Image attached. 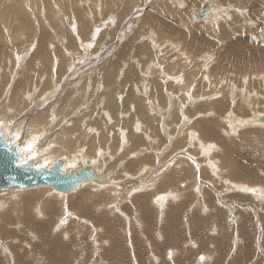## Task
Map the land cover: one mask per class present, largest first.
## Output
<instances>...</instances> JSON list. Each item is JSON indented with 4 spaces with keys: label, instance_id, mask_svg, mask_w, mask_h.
I'll return each mask as SVG.
<instances>
[{
    "label": "rangeland",
    "instance_id": "rangeland-1",
    "mask_svg": "<svg viewBox=\"0 0 264 264\" xmlns=\"http://www.w3.org/2000/svg\"><path fill=\"white\" fill-rule=\"evenodd\" d=\"M33 1L35 2L37 8L40 9L42 14L38 15L37 13H35L36 10L34 8H31L30 13L28 14L27 17H25V10L22 9L21 0H12V1L0 0V36L2 37L6 31L13 32L10 34V36L17 34L15 38L11 40L12 43H7V41H2L0 39V64L3 62L2 67L3 66L5 67L7 66L6 60L12 59L13 54H18V53L21 55L25 54L24 55L26 56L25 65L27 64L28 67H30V69H26L23 72V75L19 76L18 73H20L23 69L19 66L16 67V70H15L16 73H15L14 78L18 80V82L20 83V81L22 82L23 80L25 81L28 78H30V77L24 78L25 75H29L34 78L37 77L38 81H40L39 78L45 77L40 82H43V83L49 82V84L51 85V77L53 75V72L54 71L58 72L60 66L52 67V66L47 65L46 64L47 61L46 60L44 61V56H47V57L52 56L51 46H54L55 55H56L54 58L58 59L59 57L60 61L64 62L63 64L65 63L67 64V65L65 64L67 67H65V65H62V70H63L62 72L65 73L63 75H66V77L63 76L61 79V82L59 83L62 86L61 88L63 90L60 89V91H58V93L56 92L55 94L56 96L58 94L60 96H57L56 99L54 97L53 99L54 101H52L50 105L48 104L47 106L39 107V109L38 107L33 108L30 111V113H27V114L25 113L22 115L20 114L18 117L14 119V123L16 122L23 123L21 125H18L15 128H12L16 134L19 133V136L21 139L25 137L24 132L28 126H26L27 124L24 121H20V118L21 117H24L26 119L28 118L29 120L28 119L26 120V122H28V121H31L32 119L33 120L36 119L39 116H43L45 112L47 113L49 112L50 107L53 105V103L56 100H58V102H61L59 106L60 108L62 105H64V100H67L68 94L72 93L73 86L76 85L78 83V80L80 79H82L81 80L82 85H80V87L87 86L85 85L84 81L88 83L87 81H89V77L91 76L93 77L90 79L92 81L95 80L94 83H96L97 85L100 82L101 84L103 83L107 84L108 78H109V82L107 85L114 84L116 82L115 73L116 71L120 70L118 68H121V66L124 64V61L128 62L130 59L131 60L134 59L133 61L136 62L137 60L139 61L141 58H143V56H145L147 60L146 59H145L146 61L140 60L141 61L140 63H142L140 66L134 63L138 66V68L135 65L130 66L128 78H130L131 76L130 80L132 81H128L124 79L125 84L122 81L121 87H119V91L121 90L122 92L121 91L120 92L124 93V98L125 97L130 98L129 94H131L132 92L131 89L133 90L134 88L136 90L138 86L141 87L140 85L134 86L135 81L137 80L136 77L134 78L135 76L134 73L136 72L137 75L141 77V74L143 72H141L140 70L144 69L147 65L149 66L148 68L146 67L147 68L146 70L144 69L145 70L144 72L148 71L149 73H151L152 77L155 78L154 80H157L158 78H166L165 75L167 74L164 73V76H161L162 72L160 70L162 69L164 71H169L170 67H174L178 64V61L176 58L172 56L173 57L172 64L162 65L161 62L159 63L161 69H159L155 64L153 67L151 66V64H147L151 60L155 59V52L156 53L158 52V50L156 49L158 47L155 48L152 42H150L151 39L147 37L153 31L152 34L154 35V37H156L155 35H157V37L154 39H156L157 42H159L160 44H163L165 47L168 46L167 41L180 44L186 53H189V55L193 54L192 56L194 57V60L198 59L200 61L199 64L196 63L194 67L193 65H190L189 67L185 65V69L183 70L184 72H186V75L192 74L193 69H195V67L201 64V58L213 55L212 56L213 63L211 65V68L209 69L211 76H212V82H214L213 86H211V88H208L207 87L209 86L208 81L204 80V78H201L200 75L197 77L196 80L198 81V83L200 82L201 84L205 81L202 84L203 86L201 88L205 86L204 95L205 96L207 95V98L208 99L210 98L209 100L211 99L214 100L211 102L215 104L218 103L216 107L217 114L215 115V118L212 120L202 119L200 121H202L203 125L206 124L205 126L207 128L217 129L220 132H222L221 133L222 138L224 139H221V138L212 139L209 137L207 138L211 141L216 142L219 146H222L224 143H226L223 145L224 151L225 152L231 151L230 153L233 154L232 163L231 165H227L228 167L232 166L233 168H237L238 170L241 169L240 171L242 172L254 171L255 177H257L258 179H264V171H262V168H259L261 167L259 163H255L257 158L259 157L264 158V155H263L264 154V151H263L264 150V134L260 135V134L254 133L251 130H243L240 132V134L234 135L232 138L227 139L223 135L225 133H224V129H222L223 127H221L220 117H217L218 112L220 110L225 111L226 109H229V107L231 106V104L229 103L230 95L226 93V92H229V90L231 89L230 86L233 84V85H236L238 88H240L245 83L244 78H248L250 80V77H251V81H250L251 83L249 82L248 86L244 84L241 89L245 91L246 98L249 97L250 95L249 92L251 90L249 89H252V90L259 92V94L262 96L261 102L264 103V99H263L264 98V88L261 85L262 80H259V78L255 79L257 81L252 80L253 75L261 76V73L264 71V54H263L264 53V0H228V2L227 0H218L222 3L220 4L218 2V4L221 5L220 10H221L222 17L217 19L219 22L215 24H211V22H196V20L193 18L194 16L192 15V12H193L192 9L195 8L196 5H199L202 2V0H33ZM97 1H99L100 4L102 3L101 5H103L102 17L98 15L97 18L95 17V19L89 20L88 18L89 15L90 14L93 15L94 13H96ZM180 3H185V8H182L183 6L180 5ZM58 11H61L63 13L62 17L67 27L65 30L60 27L59 21L56 19V13ZM228 13H229V17L227 18ZM41 15H43L42 16L43 18L41 17ZM45 16L47 19L45 18ZM110 18L115 19V23L113 22V24L115 25H112V23L110 22L111 21ZM177 20L178 21L180 20V24L182 25H180ZM49 21L53 23H48ZM147 21H150L151 23ZM83 23L86 25V28L83 27L82 25ZM141 23L143 24L141 25ZM99 26H103L102 32H100L95 37H93L94 30L98 28ZM112 26L114 27L111 30ZM92 30L93 32L90 33ZM140 32H142L143 35ZM186 32L189 34V36ZM176 34L179 36H177ZM194 34L197 35L198 39L197 38L195 39ZM23 35L26 37L24 41L28 42L32 46L30 50L29 49L27 51L24 50L25 53L24 51H22V47H21V44L23 41H18L17 39L18 36L22 38ZM5 36L6 38H8L7 35ZM207 36L210 38L208 39ZM195 41H197L198 46L197 44L195 45L196 43ZM214 41L217 43L215 44ZM191 43L195 46H193ZM213 43L214 45H212ZM219 43H220V46H219ZM165 47L163 49L164 51H166V54H164L165 55L164 57L167 56L166 59L168 58L170 59L171 55L169 51L166 50ZM194 48L195 50L197 48L196 52ZM41 50L45 51V54L43 56H39L41 55L40 53ZM107 50L108 51L110 50V51L108 52ZM225 50H227L228 53H226L227 51ZM144 52L146 53V55H144ZM224 57L226 58L225 60L223 59ZM32 58L33 59L37 58L38 62L36 65H34L33 62L31 63L30 59ZM159 59H161V56L159 57ZM163 60L165 61V59ZM10 65H11L10 67L12 68L13 63H11ZM254 65H257V66H254ZM258 66L260 68H258ZM139 67H142V68H139ZM256 67H257V70H256ZM220 68L221 69L223 68L222 71ZM258 70H259V73H257ZM260 70H262L261 73H260ZM2 71L4 72V70L2 69L0 74H2ZM182 74H183L182 72L179 73L178 77L182 76ZM262 74H263L262 76H264V72ZM78 75H81L84 78L83 77L81 78ZM60 76H61V73H58L56 75L58 79ZM71 77L72 79H70ZM100 78H101V81H100ZM218 78H223V80L218 79ZM224 78H227L229 80L227 81V79L225 80ZM225 81L227 83H225ZM237 81H239V83ZM254 81L258 85H255ZM173 82L174 81L170 80V84ZM221 83H222V86L224 85L225 86L222 87ZM16 86L17 84L16 85L14 84L12 87V90L15 93H17L20 90H23L22 88H20L21 85H18V87ZM261 88H263V90ZM196 90L198 89L196 88ZM0 91H1V87H0ZM100 91L101 90H99V92ZM161 91L162 90L159 89V93L163 97H167V96H174L173 91H175V89L169 91V89L166 87L165 92H161ZM221 91H223V93ZM192 93H191V96H194V97L203 96L202 92H200L201 94H198L197 92L193 93L194 95ZM95 98L96 96H92L91 100L88 101V105L84 106L85 108L82 107L83 109L81 108L82 113H85L86 111H91L92 113H94V111H92L93 110L92 107L95 106L93 105L95 104V101L93 103L92 101ZM207 98H204L206 101H204L203 103L205 104H203L201 101V107L199 108L200 110L208 108L207 103H206L208 101ZM225 98H227L226 101H225ZM238 98H239L238 100H240L242 97L239 96L238 94ZM250 98H251L250 101H252V98H253V101L255 102L256 99L254 98L256 97H254L253 95H250ZM200 99L202 98H199V100ZM85 100H89V98L86 97ZM85 100H82V99L78 100L79 102L75 107L82 105ZM155 102H153L152 99L150 98L149 103H151V105L152 103H155ZM171 102L173 106L175 104L182 103L181 98H177L176 100V97L173 98ZM233 105H234L233 109L240 111L241 115H244V116L250 114V112H248L247 110L250 108L249 106L251 107L253 106V104H250V105L245 104V107H244L243 106L244 104H242V101L241 103L239 102ZM237 105L239 107L242 106V108L240 107L241 110ZM198 106H200V104ZM261 106H264V105L262 104ZM76 109H78L79 111V107ZM169 109L170 108H168V110ZM38 111H41L43 114ZM39 113L42 115H40ZM207 113H210L208 115L211 116L212 111H207ZM131 114L132 113H129V116H131ZM208 115L207 117H209ZM157 116L161 117V114ZM92 117H93V120H96L98 118V116L95 117L94 114ZM57 118H60V116H58ZM68 118H69L68 120L73 121V120H76L78 116L76 115L74 117L70 115ZM105 119H106L105 116L102 117L103 123L104 122L107 123V120L105 121ZM171 121H172L171 119L162 120L163 125L160 121L159 122L160 130L157 127H155L157 134L162 137L161 142L164 144L162 148L163 149L165 148L166 151L161 152V153L152 152L151 155L147 156V157H150L149 158L150 160L148 162L150 163L149 165L151 167L148 165L147 170L143 172L140 177L138 176L139 178L138 177L134 178L133 176L127 177V174L123 175L124 173L122 171H121L122 173L119 171V173L115 174L114 171L118 172V170H121L122 168L119 166V164L121 165V163L119 162L115 165V160L117 158L112 155L113 154L112 152L107 153L104 157L98 158L97 163H90L89 161H84L83 159H80L78 161L79 167L77 166L72 167V166L65 165L67 170L76 169V168H77L76 170H79L86 166L92 167L93 169L96 166H101L102 168L100 169V171H113L114 170L113 172L115 176L118 174L117 177H119L121 180V181H117V183L113 181L114 185L117 186L120 183L122 184L123 189H124V192L121 193L120 195L116 193L115 188L99 191L98 189L93 188L92 186H86V187L84 186L83 190L85 191L87 190L86 194H84V197L82 196L83 194L81 195L78 194L80 193V190L82 189L81 188L77 192L72 193L69 196L59 198V199H54L53 197L51 198L47 196L48 194H46L47 196L46 198V196H44V193L42 194L39 193L40 195L36 196L38 195V192L37 194L35 193V196H33L34 195L33 194L31 197L27 199L20 198L19 197L20 194L19 193L17 194L16 192L15 194L14 193L11 194L13 196L10 195V196H4V197L3 195L5 194L2 193L3 195L0 196V222L4 223L6 227H4V225H1L0 223V229H1L0 231L4 230L6 233L4 231H2L3 235L2 233H0V249H1L0 259L4 260V264H21V263L22 264H42V263L43 264H73L74 263L75 264V261H76V264H144V263L148 264L149 262L150 264H217V263L220 264L221 262H223L221 264H237L235 260H237V262L239 261L238 264H252V263L253 264H264L263 263L264 262V232H263L264 231V204L263 203L261 204L260 202L256 203L257 201L255 202L256 206H258V208L260 207V214L253 213V210L250 213L248 211L247 212L244 211V207L252 208V205L249 204L250 201H245L246 203L244 202L245 199L249 197L251 198V195L250 196L249 195L240 196L241 194L239 193L234 194V192L230 191L229 188H226L223 185L224 181L222 179L214 180V178L216 179H220V178L214 177V176L212 177L211 176L212 172H210L208 167L200 166L201 164L200 162L203 160L202 155H204V153L191 151L192 149L189 148L187 145L189 144V140L185 141V139L180 138L179 140L180 142L176 146V150L173 152H170L171 151V149L169 148L170 143L168 144V142L169 140H171L172 136H170V138L166 140V137H167L166 133L171 132L172 134H176L177 131H179L180 128L183 126L182 124H180V126L177 129L178 125H176V123L174 124L171 123ZM65 123H68V122H65ZM170 123L172 126L170 125ZM167 125L169 127H167ZM208 125H210L211 127ZM120 126H124V125L120 124ZM128 127H130V124H128ZM54 129L60 132L58 129L56 128ZM47 136L51 137L52 135L50 133V134H47ZM47 136L46 134H44V136L42 137H44L45 139L47 138ZM157 139H159L158 136H157ZM13 140H15L17 146H20L19 139H17V136H15ZM30 142H32V138L26 141V145ZM103 142L104 141H102V143ZM141 144H142V141L140 140L139 145ZM35 146H37V143H34L32 150L28 151V157L31 156L30 155L31 152H34ZM189 150L191 151V153H189L190 152ZM165 158L167 159V161H165ZM175 159L178 160L177 162H181V160L185 162L188 160L193 167H195V160L196 162L200 163L198 165L200 170L197 169L198 173L197 172L192 173L194 177L193 180L190 182L189 180L184 181L185 183L187 181L186 188H188V190L183 189L185 193L181 191L180 184L181 183L184 184V182H182L180 179L178 181H180L181 183L178 181H177L178 183H176V181H173V179L169 182L167 180L168 177L170 178L171 176L177 174V172H182L183 170L181 169L186 168V167H181V168L179 167L181 171H178V169H176L175 167H172L167 171V166L171 164V162H173ZM30 160L35 161L34 158H31ZM251 160L252 162H250ZM261 160L263 159L261 158ZM166 163L168 164L166 165ZM23 164L24 163H22V165ZM40 165L41 167L47 168V166L50 167L52 165V162L50 163L40 162ZM234 165L236 166L234 167ZM115 166H117L118 168H115ZM159 169L161 172L159 171ZM163 170L164 171L166 170V172L162 173ZM185 170H189V169H185ZM120 175H122L123 178ZM248 179H251V178H248ZM258 179L256 180L257 182L259 181ZM154 180H156L157 182L156 189H158V192L162 190H163L162 192H164L165 190L168 191L169 189L170 190L175 189V190L180 191V194H181L177 200L178 202L170 201L169 206L165 211L171 212L172 214L167 215L163 219L165 220V222L161 225L159 224L161 220L159 221L158 211L154 206L155 200L152 201L155 193H153V191H143L140 193L138 192V194L136 193L137 195L135 194L130 197L129 191H127V190L132 189L131 187H135L140 184L147 183V182H152ZM45 189L52 193L53 189H50L48 187H45ZM199 190H200V193L198 192ZM226 191L228 192L226 193ZM155 192H157V190ZM105 193L110 195L109 199H107V201H101L99 197L101 198L102 195ZM220 196L222 197L221 199L223 202H225L224 199H226L225 203L227 206H230V204H232L233 201L234 202L237 201V202H240V204H242V209L247 216H242L241 213L239 212L241 221H236V222L232 221L234 224L238 222L236 226L233 223L231 224L229 220L227 221V217H230V215L226 216L228 214L227 210L222 207L220 208ZM18 197L20 198L18 200V202H20V205L19 204L15 205L16 201L12 199L14 198L16 199ZM128 200H129V204L127 203ZM206 201H207V204H206ZM22 202H24V204ZM30 202L31 204L29 205ZM152 202H153V205H152ZM244 203L245 205H243ZM38 204L40 206L39 207L40 210L42 209L41 211L39 210V215H42L43 213V216L41 218H38L40 216H37L38 214L36 212V207ZM94 204H95V207H94ZM57 206L58 207L60 206L59 209H57ZM175 206L178 208L177 210ZM206 206L209 210L205 208ZM196 207H199V208H196ZM207 210L210 212L208 213L209 215L204 213V211L207 212ZM17 211L19 213H17ZM239 213L237 214V211H236V214L238 216H239ZM201 214L203 217H201ZM35 215L38 218V220L35 217ZM219 216L222 217L221 221H219L220 220ZM143 217L145 218L143 219ZM55 218H57V220L58 219L60 220H58L57 222L55 221L56 220ZM46 219H49V220H46ZM259 220H260L261 226H259V229L257 230L255 226V223H256L255 221L258 222ZM110 221H112L113 224L110 223ZM65 222H67V224ZM71 222L73 224H71ZM109 223L111 225H109ZM217 223L218 225H220V226H217V228L221 232L219 230H216V227H213V226H216ZM60 224L62 225L60 226ZM229 224H230V227H229ZM242 224H245L247 226L246 232H248V234L246 235L245 238L243 237L242 235L243 233L241 232ZM54 225L58 226L59 230L58 229L56 230V226L54 227ZM50 226L52 228L53 227L55 228V229L53 228L52 230L53 231V233H51L52 236L49 233V232H52L50 231V229H52L50 228ZM74 226L75 228L77 226L79 227V228L78 227L76 228L77 232L75 231ZM198 227L200 228L198 229ZM221 227H223V230L221 229ZM83 228L85 229V231H83L84 230ZM95 228L98 229V231H100L101 229L103 231L98 232L96 230V232L98 233L97 234L95 232ZM63 229L66 232H63ZM78 229L80 230L83 229V230L78 232ZM92 229H94V231ZM211 229L212 231L214 229L216 230V232L218 231L217 232L218 234L220 232L221 233L220 236L218 234L215 235L216 234L215 232L214 233L212 231L210 232ZM67 230L69 231V233ZM60 231L61 233H59ZM33 232L35 235L33 234ZM62 233L63 234L66 233V234L62 235L63 237L60 238ZM2 236H3V239H2ZM158 236H161L160 238L161 240L158 238ZM237 237L238 238L241 237L244 244L240 245L238 243L239 249L235 247L233 251L231 245L234 239L237 240ZM55 238L57 242H54ZM77 238L79 241L76 240ZM72 239L76 240V243H74V240ZM12 240L14 243L12 242ZM46 240L48 241L47 243L45 242ZM49 240H51L53 244L55 245L51 246L52 244H50L51 242ZM67 241H71V242H67ZM216 241H219V243L223 241V243L221 244H223L224 247L219 246L216 243ZM1 242L2 243L4 242L3 244L8 243L9 247L6 246L7 244L2 245ZM26 242H27V245L29 244L28 246H26ZM99 242H102L104 244L99 243ZM190 242L191 244H187ZM66 243L68 244L66 245ZM194 243L197 244V246L193 248L192 246H194ZM43 244L47 247V249H48V245H50L49 247L52 249H49L47 252V250H45L46 247L43 246ZM100 244L102 245L100 246ZM53 247H55V249ZM19 249L20 251H18ZM171 249H174V251H176L177 253L176 256L172 257L174 259V262H171V261L168 262L167 260L168 259L167 255H170L169 251H172ZM42 250H44L45 252ZM161 250L163 251L162 254H161ZM262 251L263 253H261ZM6 252L11 253L10 254L11 258L9 254ZM150 252H151V255L153 252V254L155 253L154 255L158 254L157 255L158 257H161L162 255L164 256L159 258L161 261L159 260V262H154L152 256L150 255ZM141 255H146V256L142 257ZM204 255L208 256L210 262L208 261L207 263L206 260H204L205 259ZM39 256H41L42 258ZM61 257L66 258V260H61L60 259ZM220 258H222L221 261H220ZM41 259H43V261H45L46 259L47 260L43 262ZM177 259H178V263L176 261Z\"/></svg>",
    "mask_w": 264,
    "mask_h": 264
},
{
    "label": "bare ground",
    "instance_id": "bare-ground-1",
    "mask_svg": "<svg viewBox=\"0 0 264 264\" xmlns=\"http://www.w3.org/2000/svg\"><path fill=\"white\" fill-rule=\"evenodd\" d=\"M12 1V0H10ZM195 2V1H194ZM218 2L220 4H222L220 1L218 0H202V2L199 4V5H196L195 8H193V12H192V15L194 16L193 18L196 20V22H211V24H215L217 22H219L217 19H219L220 17H222V14H221V10H220V4H218ZM228 2V0H227ZM186 3V2H185ZM185 3H180V5H182L183 7L182 8H185ZM21 4H22V9L25 10V17L28 16V14L30 13V10L31 8H34L36 10L35 13H37L38 15L42 14V12L40 11V9L37 8L35 2L33 0H21ZM102 4V3H101ZM99 1H97V4H96V13H94L93 15L90 14L89 15V20L91 19H95V17L97 18L98 15H100V17H102V12H103V5H101ZM204 4H207L209 9H210V12L212 14V17L210 19H203V20H200L198 18H196V16L194 15V11L197 9L198 11L201 12L202 10V7L204 6ZM177 6V5H176ZM137 7V6H136ZM163 8V7H162ZM191 10V11H192ZM160 11V10H159ZM36 14V16H37ZM63 13L61 11H58L56 13V19L59 21V25L61 28H63L64 30L67 28L66 25H65V22H64V19L62 17ZM43 15H41L42 17ZM92 16V17H91ZM163 16V15H162ZM184 16V15H183ZM99 17V18H100ZM229 17V13H228V16L227 18ZM39 18V17H38ZM43 18V17H42ZM46 18V16H45ZM116 18V16H115ZM47 19V18H46ZM110 22L112 23V25H115L113 24V22L115 23V19L114 18H110ZM150 20V19H149ZM216 20V21H215ZM178 21V20H177ZM44 22V21H43ZM46 22V21H45ZM144 22V21H143ZM147 22H150V21H147ZM153 22V21H152ZM161 22V21H160ZM182 22V21H181ZM184 22V21H183ZM48 23H53V22H48ZM151 23V22H150ZM162 23V22H161ZM160 23V24H161ZM178 23L180 24V20L178 21ZM94 24V23H93ZM140 24V23H139ZM143 23H141L142 25ZM155 24V23H154ZM158 24V23H157ZM164 24V23H163ZM168 24V23H166ZM165 24V25H166ZM175 24V23H174ZM178 24V25H179ZM252 24V23H251ZM83 27L86 28V25L83 23L82 24ZM182 25V24H180ZM54 26V25H53ZM158 26V25H157ZM59 27V28H60ZM65 27V28H64ZM109 27V26H108ZM114 26H112L111 30L113 29ZM159 27V26H158ZM183 27V26H182ZM91 28V27H90ZM102 28L103 26H99L98 28H96L94 30V34H93V37H95L97 34H99L100 32H102ZM156 28V27H155ZM178 28V27H177ZM175 29V28H174ZM151 30V29H150ZM157 30V29H156ZM168 30V29H167ZM172 30V29H171ZM170 30V31H171ZM188 30V29H186ZM143 31V30H142ZM93 30L90 32L92 33ZM115 32V31H113ZM144 32V31H143ZM190 32V30H189ZM13 33L11 31H6L4 33V35L1 37L0 36V39L2 41H7V43H12L11 40H13V38H15V36L17 34H14L13 36H10V34ZM142 33V32H140ZM146 33V32H145ZM153 33V31H152ZM149 34L147 37H149L151 39L150 42H152V44L158 48H156L158 50V52L156 53L155 52V59L151 60L150 62H148L147 64H151V66L153 67L154 64L159 68H160V62L162 65H169V64H172L173 62V57L177 59L178 61V64L174 67H170L169 71H164V70H160L162 72V75L161 76H164V73H166L167 75H165L166 78H158L157 80H154L155 78L152 77V74L149 73L148 71L144 72L149 65H145L146 67L142 70H140L141 72H143L141 74V77H139L137 75V73L135 72V76L134 78L136 77L137 80L135 81V85L134 86H137V85H140L141 87H137V89L135 90L133 88V90L131 89V94H129L130 98L129 97H125L124 98V93H121L119 91V87H121V83L123 81V83L125 84L124 82V79L125 80H128V81H132L130 80L131 79V76L130 78H128V73H129V69H130V66L131 65H135L137 68L138 66L137 65H141L142 63H140L141 61L140 60H145L146 57L143 56V58H141L139 61L137 60L136 62L133 61V60H129L128 62H125L124 61V64L121 66V68H118L120 69L119 71H116L115 73V78H116V82L114 84H110V85H107L108 82H109V78L107 79V84H101V82L97 85L96 83H94L95 80H91L90 78H92L93 76L89 77V81H87L88 83H86L84 80V83L85 85L87 86H84V87H80V85H82L81 83V80L79 77H83L81 75H78L77 77L80 79L78 80V83L76 85L73 86V91L71 94H68V97H67V100H64V105H62L60 108V103L61 102H58V100H56L53 105L50 107L49 109V112H45V114L43 116H39L37 117L36 119H32L31 121H28L26 122V118L24 117H21L20 118V121H24L28 126L26 129H25V132H24V138H20L19 139V145L20 147L24 148L26 145V141L29 140L30 138L32 137H39L38 140L35 141V143H37V146H35L34 148V152H31V156L34 158V160L36 162H45V163H50L52 162V165L54 163H56L58 160H63L65 162V165H68V166H72V167H79V160L80 159H83L84 161H89L90 163H97V159L100 158V157H104L107 153L109 152H112L113 156L116 157L115 159V165L119 162L121 163V165L119 164V166L122 168H120L121 170H118L117 171H114L115 174L116 173H119V171L123 172L125 174H127V177L128 176H133L134 178L136 177H140L141 174L143 172H145L147 170V166L150 164L148 161L150 160L149 158L150 157H147L149 155H151L152 152H158V153H161V152H164L166 151V149L164 150L162 147H163V143L161 142L162 141V137L160 135L157 134V131L155 129V127H157L159 130H160V126H159V122L161 121L162 123V120H169L171 119V123H176L177 126V129L178 127L180 126V124H182L183 128L181 127L179 131H177L176 134H172L171 132L170 133H166L167 134V137H166V140H168L171 137V140H169L168 144L172 143L171 145L169 144V148L171 149L170 152H173L176 150V146L178 145V143L180 142V138L181 139H185V141L189 140V144L188 147L191 148L193 152H203L204 155L203 156V160L198 163L196 162L195 160V167H193L191 165V163L187 160V161H182L181 162H177L178 160L175 159L173 162H171V164H169L167 166V171L172 168V167H175L176 169H178V171H181L183 170L182 172H177V174L171 176L170 178L168 176L167 180L168 182L171 181L173 179V181H176V183L180 182L178 181L179 179L184 182L185 180H189L192 181L193 180V172L194 173H198V170H200L199 168V164L200 166H205V167H208V169L210 170V172H212L211 176L213 177H218L220 179H216L214 178V180H223V185L226 187V188H229L230 191L234 192V194H241L240 196L242 195H251V198H247L244 200L245 201H250L249 204L252 205V208H249V207H244V211H248L249 213L253 210V213H256V214H260V207L258 208V206H256V203L260 202L261 204L263 203L264 204V179H258L257 177H255V172L252 171V172H242L240 170H238L237 168H233L232 166L228 167L227 165H231L232 163V159H233V154L230 153L231 151H227L225 152L224 149H223V145L226 144V143H221L223 144L222 146H219L216 142L214 141H211L209 140L207 137L209 138H212V139H216V138H221V139H224L222 138V132H220L219 130L217 129H210V128H207L205 125L202 124V119H214L215 118V115L217 114L216 113V107H217V104L211 102V101H214L213 99L209 100L207 98V95L205 96L204 95V87L201 88L203 85V82L202 84L196 80L197 77L200 75L201 78H204V80H207L208 81V84L209 86H207L208 88H211V86H213V83L212 82V76H211V73H210V68H211V65L213 63V58L212 56H208V57H203L201 58V64L198 65L197 67H195V69H193V72L192 74H187L186 75V72H184L183 69H185V65H187L188 67L190 65H193V67L195 66V64H199V60L198 59H195L194 60V57L192 55H189V53H186L183 49V47L180 45V44H177V43H173L171 41H167L168 43V46H164L163 44H160L159 42H157L156 38L157 35H155L156 37H154L153 34ZM164 33V32H163ZM166 33V32H165ZM187 33V32H186ZM3 34V33H2ZM138 34V33H137ZM179 34V33H178ZM188 34V33H187ZM193 34V33H192ZM8 38H6V36ZM143 35V33H142ZM167 35V34H166ZM177 35V34H176ZM183 35V34H182ZM164 36V35H163ZM169 36V35H168ZM179 36V35H177ZM189 36V34H188ZM195 36V39L197 38V35L194 34ZM209 36V35H208ZM207 36V37H208ZM140 37V35H139ZM144 37V36H143ZM205 37V36H204ZM202 37V38H204ZM21 37L18 36V41H23L22 44H21V47H22V51H27L28 49L30 50V48H32L31 44H29L28 42L24 41V39L26 38L24 35L23 37L20 39ZM146 38V36H145ZM201 38V37H200ZM210 37H208L209 39ZM101 39V38H100ZM99 39V40H100ZM144 39V38H143ZM186 39V38H185ZM198 39V38H197ZM207 39V38H206ZM244 40V39H243ZM200 41V39H199ZM211 41V40H210ZM164 42V41H163ZM191 42V41H190ZM195 45L197 44V41H195ZM208 42V41H207ZM212 42V41H211ZM215 42V41H214ZM220 42V41H219ZM166 43V45H167ZM217 42H215L216 44ZM54 44V43H53ZM192 44V43H191ZM205 44V43H204ZM208 44V43H207ZM142 45V44H141ZM151 45V44H150ZM193 45V44H192ZM193 45V46H195ZM201 45V43H200ZM199 45V46H200ZM209 45V44H208ZM214 45V43L212 44ZM211 45V47H212ZM198 46V44H197ZM207 46V45H206ZM205 46V47H206ZM219 46H220V43H219ZM153 47V46H152ZM164 47L166 48L167 51H169L170 55H171V58L169 59H166V57H164L166 54V51H164ZM192 47V46H191ZM215 47V46H214ZM132 48V47H131ZM219 48V47H218ZM146 49V48H145ZM206 49V48H205ZM195 50V48H194ZM197 50V48H196ZM195 50V52H196ZM258 50V49H256ZM24 51V53H25ZM51 51H52V56H44V61L46 60L47 61V65L49 66H52V67H56V66H60L59 67V71H54L53 72V75L51 77V85L49 84V82H46V83H43V82H40L42 81L45 77H42V78H39L40 81H38L37 77L34 78L32 76H29V75H25L24 78L26 77H30L28 78L27 80H23L22 82L20 81V83L18 82V80H16L14 78L15 76V70H16V67H21L22 71L19 74V76H22L23 75V72L26 70V69H30V67H28V65L26 64L25 65V58L26 56L24 55H21V54H13V57L12 59H8L6 60V64L7 66H3L2 67V64L3 62L0 64V72L1 70L3 69L4 72L2 71V74H0V87H1V91H0V129H2L3 133H4V136L6 137V139H8L10 141L11 144L13 145H16V142L15 140H13V138L15 136H17V134L13 131L12 128H15L17 127L18 125H21L23 123H14V119L16 117H18L20 114H27V113H30V111L33 109V108H37L39 109V107H42V106H47L48 104L50 105L52 103V101H54V97L56 99L57 96H60L59 94L56 96V92L58 93V91H60V89H62L61 85L59 82H61V79L62 77H66V75H63L65 73H63L62 71V65H65L63 64L64 62H61L59 57L58 59L54 58L56 55H55V47L54 46H51ZM108 51V50H107ZM110 51V50H109ZM108 51V52H109ZM144 51V50H143ZM202 51V49H201ZM204 51V49H203ZM227 51V50H225ZM261 51V50H260ZM149 52V51H148ZM154 52V51H153ZM194 52V51H193ZM262 52V51H261ZM259 52V53H261ZM27 53V52H26ZM41 55L39 56H43L45 54V51L44 50H41L40 51ZM107 53V52H106ZM125 53V52H124ZM199 53V52H198ZM197 53V54H198ZM228 53V51L226 52ZM241 53V52H240ZM239 53V54H240ZM255 53V52H254ZM127 54V53H126ZM163 54V55H162ZM195 54V53H194ZM205 54V53H204ZM238 54V55H239ZM249 54V53H248ZM247 54V55H248ZM256 54V53H255ZM264 54V53H263ZM143 55V54H142ZM141 55V56H142ZM144 55H146V53L144 52ZM151 55V54H150ZM203 55V54H202ZM245 55V54H243ZM259 55V54H258ZM153 56V55H152ZM161 56V59H159V57ZM173 56V57H172ZM237 56V55H236ZM125 57V56H124ZM127 57V55H126ZM148 57V56H147ZM154 57V56H153ZM170 57V56H168ZM121 58V57H120ZM119 58V59H120ZM149 58V57H148ZM216 58V57H215ZM259 58V57H258ZM165 59V61L163 60ZM224 60L226 59L225 57L223 58ZM260 59V58H259ZM147 60V59H146ZM145 60V61H146ZM31 63L33 62L34 65L37 64L38 60L37 58L36 59H30ZM227 61V60H226ZM118 62V61H117ZM116 62V63H117ZM211 62V63H210ZM256 62V61H255ZM11 63H13L12 65V68L10 67ZM120 63V62H119ZM118 63V64H119ZM136 63V64H134ZM257 63V62H256ZM259 63V62H258ZM67 65V64H66ZM65 65V67H67ZM244 65V64H243ZM115 66V65H114ZM118 66V65H116ZM254 66H257V65H254ZM260 66V65H259ZM258 66V68H260ZM262 66V65H261ZM253 67V66H252ZM139 68H142V67H139ZM231 68V67H230ZM254 68V67H253ZM262 68V67H261ZM69 69V67H68ZM134 69V68H133ZM221 69V68H220ZM223 69V68H222ZM221 69V71H222ZM255 69V68H254ZM248 70V69H247ZM256 70H257V67H256ZM67 71V70H66ZM262 70H260V73H261ZM65 72V71H64ZM68 72V71H67ZM133 72V70H132ZM183 73L182 76H179L178 77V74L179 73ZM264 72V71H263ZM262 72V73H263ZM58 73H61V76L59 77H56V75ZM100 73V72H99ZM259 73V70L258 72ZM261 73V76H258V75H253V79L252 80H255V79H258L259 80H262L261 81V85L262 87L264 88V76H262L263 74ZM101 74V73H100ZM223 74V73H222ZM91 75V74H90ZM131 75V74H130ZM219 75V74H218ZM88 76V75H87ZM217 76V75H216ZM223 76V75H222ZM96 77V76H95ZM100 77V76H98ZM221 77V76H220ZM84 78V77H83ZM215 78V77H214ZM72 79V77L70 78ZM97 79V78H96ZM104 79V78H103ZM161 79V80H160ZM218 79H221L223 80V78H218ZM225 80L227 78H224ZM245 79V83L247 86H248V83L251 81V77H250V80L248 78H244ZM88 80V79H87ZM134 80V79H133ZM153 80V81H152ZM170 80L174 81L173 83L170 84ZM215 80V79H214ZM213 80V81H214ZM229 79H227L228 81ZM240 80V79H239ZM100 81H101V78H100ZM152 81V82H151ZM167 81V82H165ZM200 81V79H199ZM236 81V80H235ZM257 81V80H255ZM254 81V82H255ZM103 82V81H102ZM202 82V81H201ZM221 82V81H220ZM239 83V81H237ZM224 83V82H223ZM225 83H227L225 81ZM231 83V82H230ZM251 83V82H250ZM16 85V87H18V85H21L20 88H22L23 90H20L18 91L17 93H15L13 90H12V87L13 85ZM133 84V83H132ZM170 84V85H168ZM243 84V85H244ZM255 85H258L256 84V82L254 83ZM151 85V86H150ZM220 85V84H219ZM243 85L238 88L236 85H231V89L229 90V92H226L230 95V104H231V108L229 107V109H224L225 111H219L218 112V116L217 117H220V123H221V127H223L222 129H224V133L223 134L227 139H230L232 138L234 135H237V134H240L241 131L243 130H251L253 131L254 133L256 134H260V135H263L264 134V106H261L262 104L264 105V103L261 102V95L259 94L258 91H255V90H252V89H249L251 90L249 92L250 95H253L255 102L253 101V98H252V101L251 98H250V95L249 97L246 98V94H245V91L244 90H241ZM25 86V87H24ZM221 86H222V83H221ZM225 86V85H224ZM222 86V87H224ZM228 86V85H227ZM226 86V87H227ZM254 86V85H253ZM24 87V88H23ZM166 87L170 90H173L175 89V91H173V95L174 96H167V97H163L160 93H159V89L162 90L161 92H165L166 91ZM221 87V88H222ZM80 88V89H79ZM112 88V89H111ZM196 88L198 90H196ZM207 88V89H208ZM215 88V87H213ZM253 88V87H252ZM263 88H261L263 90ZM63 90V89H62ZM99 90H101L99 92ZM123 90V89H122ZM196 90V91H195ZM203 90V91H202ZM211 90V89H210ZM221 90V89H220ZM246 90V89H245ZM13 91V92H12ZM17 91V90H15ZM66 91V90H64ZM97 91V93H96ZM219 91V90H218ZM85 92V93H84ZM150 92V93H149ZM198 93V94H201L200 92H202L203 96L202 97H194V96H191V93ZM206 92V91H205ZM208 92V91H207ZM223 93V91H221ZM15 93V94H14ZM62 93V92H61ZM65 93V92H64ZM63 93V95H64ZM128 93V92H127ZM130 93V92H129ZM192 93V94H193ZM247 93V92H246ZM67 94V93H66ZM85 94V95H84ZM238 94L239 96H241L242 98L240 100H238ZM255 94V95H254ZM194 95V94H193ZM196 95V94H195ZM224 95V94H223ZM247 95V96H248ZM92 96H96V98L92 101V103L95 101V105L94 107H92V111H94V113H92L91 111H84L85 113H82L81 111V108L84 107V106H87L88 105V101L91 100ZM88 97L89 100H85V98ZM176 97V100L177 98H181V104H175L174 106L172 105V102L171 100L173 98ZM61 98V97H60ZM150 98L152 99L153 102L155 103H149L150 101ZM199 98H202L199 100ZM204 98H207L208 101L206 102L207 103V107L209 108H205V109H199L201 107V101L202 103L204 101H206ZM214 98V97H213ZM217 98V97H216ZM59 99V97H58ZM85 100L83 102L82 105L78 106L79 107V111L78 107H75L77 104H78V100ZM221 99V98H220ZM227 98H225V101H226ZM264 99V98H263ZM228 101V100H227ZM242 101V104H244L243 106L245 107V104L246 105H250V104H253V106H249L250 108L247 110L248 112H250L249 115H241V112L238 111V110H234L233 109V104H236V103H241ZM90 103V102H89ZM91 103V104H92ZM154 104V106H153ZM200 104V106H198ZM205 104V103H203ZM227 104V103H226ZM238 106V105H237ZM236 106V107H237ZM75 107V108H74ZM239 107V106H238ZM242 108V106H240ZM239 107V108H240ZM261 107V108H260ZM85 108V107H84ZM88 108V107H87ZM168 108H170L168 110ZM223 108V107H222ZM240 108V110H241ZM63 109V110H62ZM71 109V110H69ZM76 109V110H75ZM83 109V108H82ZM208 109V110H207ZM236 109V108H235ZM238 109V108H237ZM37 110V109H36ZM69 110V111H68ZM130 110V111H129ZM68 111V112H67ZM159 111V112H158ZM207 111H212V114L211 116H209L208 114L210 113H207ZM33 112V111H32ZM31 112V113H32ZM37 112V111H36ZM38 112H41V111H38ZM91 112V113H89ZM35 113V112H34ZM33 113V114H34ZM42 113V112H41ZM129 113H132L131 116H129ZM38 114V113H37ZM40 114V113H39ZM43 114V113H42ZM40 114V115H42ZM93 114L95 117L98 116V118L96 120H93ZM161 114V117L157 116V115H160ZM36 115V114H35ZM78 116V118L76 120H73V121H70L68 120L69 116ZM207 115L209 117H207ZM24 116V115H23ZM32 116V115H31ZM37 116V115H36ZM58 116H60V118H57ZM81 116V117H80ZM105 116V121L107 120V123H103V120H102V117ZM116 117V118H115ZM167 117V118H165ZM216 117V118H217ZM72 118V117H70ZM115 118V119H114ZM165 118V119H164ZM31 119V118H30ZM219 119V118H218ZM29 120V119H28ZM176 120V121H175ZM53 122V123H52ZM65 122H68V123H65ZM166 122V121H165ZM164 122V123H165ZM169 122V121H168ZM55 123V124H54ZM116 123V124H114ZM170 123V125H171ZM224 123V124H223ZM121 125H124V126H120ZM128 124H130V127H128ZM209 124V123H208ZM64 125V126H63ZM163 125V123H162ZM213 125V124H212ZM50 126V127H49ZM172 126V125H171ZM210 126V125H208ZM167 127H169L167 125ZM211 127V126H210ZM54 128L58 129L60 132H58L57 130H55ZM55 130V131H54ZM51 133V137H48L47 134H50ZM60 133V134H59ZM163 133V132H162ZM44 134H46L47 138L44 139ZM157 136L159 137V139H157ZM137 139V140H136ZM140 140L142 141V144H140ZM263 140V139H262ZM102 141H104L102 143ZM224 141V140H223ZM222 141V142H223ZM184 143V142H183ZM220 143V142H219ZM139 145V146H138ZM181 145V144H180ZM185 145V144H184ZM234 146V145H233ZM228 148V147H226ZM38 149V151H37ZM169 150V149H168ZM178 150V149H177ZM229 150V149H228ZM81 151V152H80ZM190 151V150H189ZM191 151L189 153H191ZM264 151V150H263ZM168 152V151H167ZM233 152V151H232ZM27 155V161H31L29 158H28V152H23ZM261 153V152H260ZM171 154V153H169ZM232 154V155H231ZM242 154V153H241ZM248 155V153H247ZM257 155V154H256ZM261 155V154H259ZM264 155V154H263ZM261 155V156H263ZM155 156V155H154ZM168 156V155H167ZM251 156V155H250ZM232 157V158H231ZM255 157V156H254ZM242 158V157H241ZM261 158L263 160H261ZM245 159V158H244ZM243 159V160H244ZM254 159V158H253ZM252 159V160H253ZM155 160V159H154ZM160 160V159H158ZM200 160V159H199ZM252 160L250 162H252ZM255 160V159H254ZM33 161V160H32ZM165 161H167V159L165 158ZM234 161V160H233ZM203 162V164H202ZM158 163V162H157ZM236 163V162H235ZM255 163H259V165L261 167L259 168H262V171H264V158L263 157H259L257 158V160L255 161ZM25 164V163H24ZM168 163H166L167 165ZM238 164V163H237ZM254 164V163H253ZM22 165V164H21ZM42 165V163H41ZM40 165V166H41ZM163 165V164H162ZM252 165V164H250ZM249 165V166H250ZM118 166V165H117ZM117 166H115V168H118ZM150 166V165H149ZM160 166V165H159ZM236 165H234L235 167ZM49 167V166H47ZM66 167V166H65ZM151 167V166H150ZM162 167V166H161ZM181 167H186V168H183L180 170ZM232 167V168H231ZM251 167V166H250ZM257 167V166H256ZM102 167L101 166H96L94 168V171L99 175L100 178H103L104 179V182L103 183H100V184H96V183H88V184H84L81 186V190H80V193H78L79 195L83 194L82 196L84 197V194H86L87 190H83L84 189V186H92L93 188H96L98 189L99 191H102V190H109L111 188H115L116 189V193L118 195H120L121 193L124 192V189H123V186L122 184L119 183V185H114V182L115 181L117 183V181H121L119 177H117V175L115 176L114 172L113 171H100ZM154 168V167H152ZM239 168V167H238ZM77 169V168H76ZM165 169V167H164ZM185 169H189V170H185ZM194 169V170H193ZM244 169V167H243ZM255 169V168H254ZM193 170V171H192ZM157 171V170H156ZM160 171V169H159ZM174 171V170H173ZM121 172V173H122ZM161 172V171H160ZM163 172H166V170L162 171ZM261 172V171H260ZM181 173V174H180ZM207 173V171H206ZM145 174V173H144ZM161 174V173H160ZM203 174V173H202ZM152 175V174H151ZM162 175V174H161ZM171 175V174H170ZM122 177V175H120ZM116 177V178H114ZM138 177V178H139ZM147 177V176H146ZM190 177V178H189ZM119 178V179H118ZM123 178V177H122ZM133 178V180H134ZM248 178H251V179H248ZM111 179V180H110ZM131 179V178H130ZM129 179V180H130ZM165 179V178H164ZM259 180L258 182L256 180ZM126 180V179H124ZM143 180V179H142ZM200 180V179H199ZM249 180V181H248ZM140 181V180H139ZM178 181V182H177ZM138 182V181H137ZM145 182V181H144ZM143 182V183H144ZM167 182V184H168ZM194 182V181H193ZM171 183V182H170ZM181 183V182H180ZM187 183V181H186ZM186 183L184 182L181 183L180 185V188H181V191L184 190H188V188H186ZM220 183V182H219ZM163 184V183H162ZM175 184V182H174ZM206 184V183H205ZM201 185V184H200ZM156 186H157V182L156 180L152 181V182H147V183H144V184H140L138 186H135V187H131L132 189L130 190H127L129 191V196H133L135 195L136 193L138 194V192H143V191H153L154 194V197L152 199V201L155 200V208L157 209L158 211V214H159V221H160V225L163 224L165 222V220H163L167 215H170L172 214L171 212H168V211H165L168 206H169V203L170 201H173V202H176L179 198V196L181 195L180 194V191L178 190H175V189H169L168 191L165 190L164 192L162 191H159L158 192V189H156ZM202 186V185H201ZM169 187V186H168ZM177 187V186H176ZM50 189H53L51 187H48ZM194 188V187H193ZM200 188V187H199ZM157 192H155L156 190ZM218 190V189H217ZM220 191V190H219ZM15 192L18 194H20V198H23V199H27L29 197H31L33 194V196H35V193L37 194L38 192V195L36 196H39L40 194L44 193V196H46V194H48L47 196L49 197H53L54 199H59V198H62V197H66V195L64 194H61L59 192H56L54 189L52 190V193L49 192L48 190L45 189V187H40V188H34V189H30V190H15V191H7V192H1L0 193V196H2L3 194V197L4 196H10L11 194H15ZM77 192V191H76ZM200 193V190L198 191ZM228 191H226L227 193ZM3 193V194H2ZM40 193V194H39ZM72 193H75V192H72ZM71 193V194H72ZM183 193H185V191H183ZM206 193V192H205ZM136 194V195H137ZM188 194V193H187ZM186 194V195H187ZM70 195V194H69ZM67 195V196H69ZM102 195V194H101ZM189 195V194H188ZM187 195V196H188ZM203 195V194H202ZM220 195V194H219ZM228 195V194H226ZM13 196V195H11ZM46 196V198H47ZM78 196V195H77ZM109 196L107 193L103 194L102 197L99 199H101V201H107V199H109ZM185 196V195H184ZM200 196V195H199ZM222 196V195H221ZM220 196V208H224L227 210L228 215H230V217H227V221L229 220V222H231V224L233 222H236V221H241L240 219V213L242 216H247L245 214V212L243 211L242 209V204H240V202H234L232 204H230V206H227L226 205V199H224L225 202L222 201V197ZM2 197V198H3ZM17 197V196H16ZM14 198L12 200H15V205H20V202H18V200L20 198ZM76 197V196H75ZM189 197V196H188ZM186 197V198H188ZM202 197V196H201ZM204 197V196H203ZM86 198V197H85ZM190 198V197H189ZM207 198V197H206ZM226 198V197H225ZM22 199V200H23ZM49 199V198H48ZM89 199V197H88ZM193 199V198H192ZM198 199V198H197ZM228 199V198H227ZM5 200V199H4ZM47 200V199H46ZM52 200V199H51ZM216 200V199H215ZM229 200V199H228ZM11 201V200H10ZM187 201V200H186ZM197 201V200H196ZM200 201V200H199ZM214 201V200H213ZM217 201V200H216ZM231 201V200H230ZM229 201V202H230ZM257 201V202H256ZM29 202V201H28ZM33 202V201H32ZM178 202V201H177ZM201 202V201H200ZM256 202V203H255ZM24 204V202H22ZM27 203V202H26ZM129 204V200L127 202ZM213 203V202H212ZM246 203V202H245ZM245 203L243 205H245ZM31 204V202L29 203V205ZM63 204V203H62ZM102 204V203H101ZM180 204V203H179ZM195 204V203H194ZM206 204H207V201H206ZM216 204V203H214ZM8 205V204H7ZM28 205V206H29ZM121 205V204H120ZM152 205H153V202H152ZM212 205V204H211ZM219 205V204H218ZM3 206V204H2ZM1 206V207H2ZM27 206V205H26ZM88 206V205H87ZM93 206V205H92ZM97 206V205H96ZM115 206V205H114ZM199 206V204H198ZM202 206V204H201ZM227 206V207H226ZM248 206V205H247ZM39 204L37 205L36 207V212H37V216H40L38 218H41L43 216V213L42 215H39ZM60 207V206H59ZM59 207L57 206V209H59ZM94 207H95V204H94ZM110 207V206H109ZM176 207V206H175ZM192 207V206H191ZM211 207V206H210ZM209 207V208H210ZM196 208H199V207H196ZM207 208V206L205 207ZM178 208L176 207V210ZM181 209V208H180ZM179 209V210H180ZM208 209V208H207ZM42 210V209H41ZM40 210V211H41ZM102 210V209H101ZM183 210V209H182ZM209 210V209H208ZM207 210V212L204 211V213L208 214L210 213L209 211ZM175 211V210H174ZM203 211V210H201ZM236 211H237V214L239 213V216L236 214ZM76 212V211H75ZM176 212V211H175ZM183 212V211H182ZM17 213H19L17 211ZM47 213V212H46ZM60 214V213H59ZM133 214V213H132ZM176 214V213H175ZM195 214V213H194ZM221 214V213H220ZM263 214V213H262ZM115 215V214H114ZM127 215V214H126ZM209 215V214H208ZM147 216V215H146ZM187 216V215H186ZM11 217V215H10ZM36 217V215H35ZM47 217V216H45ZM58 217V216H57ZM123 217V215H122ZM185 217V216H184ZM188 217V216H187ZM199 217V216H198ZM201 217L202 214H201ZM218 217V216H217ZM220 217V220L218 218L219 221H221L222 217ZM37 218V217H36ZM37 218V220H38ZM49 218V217H47ZM59 218V217H58ZM145 217H143L144 219ZM148 218V217H147ZM190 218V217H189ZM58 222V219L55 218ZM64 219V218H63ZM67 219V218H66ZM103 219V218H102ZM125 219V218H124ZM157 219V218H156ZM207 219V218H206ZM46 220H49V219H46ZM65 220V219H64ZM101 220V219H100ZM109 220V219H108ZM112 220V219H111ZM155 220V219H154ZM198 220V219H197ZM201 220V219H200ZM209 220V219H208ZM43 221V220H42ZM158 221V222H159ZM226 221V220H225ZM233 221V222H232ZM6 222V221H5ZM9 222V221H8ZM13 222V221H12ZM46 222V221H44ZM108 222V221H107ZM179 222V221H178ZM208 222V221H207ZM216 222V221H215ZM255 226H256V229L258 230L259 229V226H261L260 224V220L257 222L255 221ZM1 223V222H0ZM60 223V222H59ZM57 223V224H59ZM67 224V222H65ZM104 223V221H103ZM102 223V224H103ZM110 223H112V221H110ZM109 223V225H111ZM206 223V222H205ZM213 223V222H212ZM238 223V222H237ZM237 223H233L235 226ZM243 223V222H242ZM13 224V223H12ZM54 224V222H53ZM71 224H73L71 222ZM70 224V225H71ZM113 224V223H112ZM127 224V223H126ZM1 225H4V223H1ZM15 225V223H14ZM62 224H60L61 226ZM69 225V224H68ZM79 225V224H78ZM135 225V224H134ZM185 225V224H184ZM227 225V224H226ZM240 225V224H238ZM56 225H54L55 227ZM178 226V225H177ZM217 226H220L217 225L216 226H213V227H216V230H219L217 228ZM241 232L243 233V237L245 238L246 235L248 234V232H246V228L247 226L245 224H242L241 225ZM3 227V229H4ZM10 227V226H9ZM19 227V226H18ZM17 227V228H18ZM53 227V228H54ZM67 227V225H66ZM73 227V226H72ZM78 227V226H77ZM76 227V228H77ZM85 227V226H84ZM99 227V226H97ZM96 227V228H97ZM116 227V226H115ZM197 227V226H196ZM229 227H230V224H229ZM232 227V226H231ZM16 228V227H15ZM50 228H52L50 226ZM50 229V231L53 230ZM60 228V227H59ZM75 228V226H74ZM73 228V229H74ZM76 228H75V231H76ZM79 228V227H78ZM95 228V232L96 230L98 231V229ZM200 227H198L199 229ZM208 228V227H207ZM8 229V228H7ZM10 229V228H9ZM55 229V228H54ZM58 229V226H56V230ZM67 229V228H66ZM84 229V228H83ZM81 229V230H83ZM100 229V228H99ZM192 229V227H191ZM221 229L223 230V227H221ZM229 229V228H228ZM1 230V229H0ZM59 230V229H58ZM72 230V229H71ZM80 229H78V232L81 231ZM94 231V229H92ZM196 230V229H195ZM209 230V229H208ZM216 230L214 229L212 231V229L210 230V232L212 231L213 233L215 232L217 235L218 231L216 232ZM4 231V230H2ZM2 231H0V233H2ZM49 231V230H48ZM47 231V232H48ZM62 231V230H61ZM61 231L59 233H61ZM68 231V230H67ZM73 231V232H75ZM85 231V229L83 230ZM82 231V232H83ZM103 231L102 229L98 232H101ZM148 231V230H147ZM220 231V230H219ZM5 232V231H4ZM10 232V231H9ZM7 232V233H9ZM57 232V231H56ZM63 232H66L64 231L63 229ZM77 232V231H76ZM192 232V230H191ZM199 232V231H198ZM208 232V233H210ZM221 232V231H220ZM219 232V236H220V233ZM264 232V231H263ZM6 233V232H5ZM50 234L53 233L52 232H49ZM55 233V232H54ZM69 233V231H68ZM97 233V232H96ZM190 233V232H189ZM212 233V235H213ZM34 234V232H33ZM57 234V233H56ZM66 233H62L61 234V237L62 238L63 236L62 235H65ZM78 234V233H77ZM80 234V233H79ZM98 234V233H97ZM140 234V233H139ZM192 234V233H191ZM205 234V233H203ZM3 235V233H2ZM5 235V234H4ZM12 235V234H11ZM35 235V234H34ZM33 235V236H34ZM129 235V233H128ZM160 235V233H159ZM200 235V234H199ZM223 235V233H222ZM6 236V235H5ZM13 236V235H12ZM52 236V234H51ZM54 236V235H53ZM68 236V235H67ZM110 236V235H109ZM127 236V235H126ZM236 236V234H235ZM8 237V236H7ZM5 237V238H7ZM65 237V236H64ZM75 237V236H74ZM98 237V236H96ZM198 237V236H197ZM218 237V236H217ZM42 238V237H41ZM45 238V237H44ZM50 238V237H49ZM59 238V237H57ZM158 238L160 239L161 236H158ZM206 238V237H205ZM236 238V237H235ZM2 239H3V236H2ZM1 239V240H2ZM31 239V238H30ZM29 239V240H30ZM39 239V238H38ZM46 239V238H45ZM51 239V238H50ZM102 239V238H101ZM229 239V238H228ZM48 240V239H47ZM45 241L46 243L48 241ZM56 240V238H55ZM54 242H57V240ZM74 240V239H72ZM71 240V241H72ZM78 240V238L76 239ZM76 240H74V243H76ZM90 240V238H89ZM95 240V239H94ZM128 240V238H127ZM138 240V239H137ZM161 240V239H160ZM164 240V239H163ZM209 240V239H208ZM211 240V239H210ZM217 240V239H216ZM223 240V239H222ZM233 240V238H232ZM3 241V240H2ZM33 241V239H32ZM50 244H52L51 246H54L55 244H53V242L51 240H49ZM71 241H67V242H71ZM79 241V240H78ZM98 241V240H97ZM96 241V242H97ZM145 241V240H144ZM148 241V240H146ZM193 241V240H192ZM13 242V240H12ZM44 242V241H43ZM62 242V241H61ZM64 242V241H63ZM82 242V241H81ZM120 242V240H119ZM128 242V241H127ZM166 242V241H165ZM164 242V243H165ZM225 242V241H224ZM2 243V242H1ZM4 243V242H3ZM2 245H6L8 246V243L6 244H3ZM14 243V242H13ZM45 243V244H46ZM78 243V242H77ZM80 243V242H79ZM95 243V242H94ZM99 243H102V242H99ZM142 243V242H141ZM196 243V242H195ZM194 243V246H192L193 248L197 246V244ZM216 243L219 245V246H223V241H221V243H219V241H216ZM227 243V242H226ZM232 243V241H231ZM240 245H243L244 242L242 240V238H238L237 237V240H233V243L231 245L232 247V250L234 251L235 247L237 249H239V244ZM23 244V243H22ZM33 244V242H32ZM62 244V243H60ZM68 243H66L67 245ZM83 244V243H82ZM104 244V243H102ZM100 244V246L102 245ZM129 244V243H128ZM169 244V243H168ZM187 244H191L190 243H187ZM214 244V242H213ZM12 245V244H11ZM24 245V244H23ZM29 245V244H28ZM27 245V242H26V246ZM166 245V244H164ZM208 245V244H207ZM226 245V244H225ZM37 246V245H35ZM43 246H45L43 244ZM50 245H48V249L46 247L45 250H48L49 249H52L49 247ZM63 246V245H62ZM78 246V245H77ZM96 246V245H95ZM200 246V245H199ZM2 247V246H1ZM4 247V246H3ZM9 247V246H8ZM20 247V246H19ZM23 247V246H22ZM61 247V246H60ZM67 247V246H66ZM85 247V246H84ZM107 247V246H106ZM126 247V246H125ZM161 247V246H160ZM163 247V246H162ZM216 247V246H215ZM224 247V246H223ZM43 248V247H42ZM41 248V249H42ZM55 249V247H53ZM88 248V247H87ZM99 248V247H98ZM128 248V247H127ZM147 248V247H146ZM149 248V247H148ZM192 248V249H193ZM213 248V247H212ZM258 248V247H257ZM16 249V248H15ZM53 249V250H54ZM60 249V248H59ZM92 249V248H91ZM94 249V248H93ZM1 250V249H0ZM87 250V249H86ZM133 250V249H132ZM147 250V249H146ZM151 250V249H150ZM163 250V249H162ZM161 250V254H162V251ZM172 251H169L170 252V255H167L168 257V262H174V259L172 258L173 256H176V251H174V249H171ZM224 250V249H223ZM20 251V249L18 250ZM44 251V250H42ZM52 251V250H51ZM97 251V250H96ZM153 251V250H152ZM222 251V250H221ZM239 251V250H238ZM237 251V253H238ZM28 252V251H27ZM45 252V251H44ZM54 252V251H53ZM132 252V251H131ZM156 252V251H155ZM232 252V251H231ZM9 254L10 256V252H6ZM5 253V254H6ZM60 253V252H59ZM95 253V251H94ZM133 253V252H132ZM140 253V252H139ZM144 253V252H143ZM158 253V252H157ZM233 253V252H232ZM231 253V254H232ZM263 253V251L261 252ZM4 254V255H5ZM53 254V253H52ZM134 254V253H133ZM147 254V253H146ZM155 254V253H154ZM153 252H152V255H151V252H150V255L152 256L153 258V261L154 262H159V258L161 257H158L157 255H154ZM160 254V253H159ZM169 254V253H167ZM216 254V253H215ZM234 254V253H233ZM40 255V254H39ZM148 255V254H147ZM149 255V256H150ZM203 255V254H202ZM237 255V254H236ZM258 255V254H257ZM1 256V255H0ZM42 256V255H41ZM39 256V257H41ZM102 256V255H101ZM142 257L143 256H146V255H141ZM200 256V255H199ZM215 256V255H214ZM263 256V254H262ZM37 257V258H39ZM43 257V256H42ZM41 257V258H42ZM66 257V256H65ZM205 259L206 262L208 263V261L210 262L208 256H205ZM242 257V256H241ZM11 258V256H10ZM14 258V257H13ZM12 258V259H13ZM225 258V257H223ZM45 259V258H44ZM61 260H66V258L64 257H61L60 258ZM140 259V257H139ZM149 259V258H148ZM163 259V258H162ZM173 261H172V260ZM218 259V258H217ZM222 258H220V261H221ZM6 260V259H5ZM35 260V259H34ZM43 261V259H41ZM47 260V259H46ZM45 260V261H46ZM134 260V259H133ZM164 260V259H163ZM181 260V259H180ZM197 260V259H196ZM244 260V259H243ZM12 261V260H11ZM36 261V260H35ZM43 261V262H45ZM148 261V260H147ZM161 261V260H160ZM177 263H178V259L176 260ZM190 261V260H189ZM219 261V260H218ZM217 261V262H218ZM236 263L238 264L237 260H235ZM249 261V260H248ZM6 262V261H5ZM8 262V261H7ZM10 262V261H9ZM15 262V261H14ZM231 262V261H230ZM18 263V262H17ZM186 263V261H185ZM190 263V262H189ZM203 263V262H202ZM223 263V262H221ZM220 263V264H221ZM226 263V262H225ZM264 263V262H263ZM0 264H4V260H1L0 259ZM22 264V263H21ZM43 264V263H42ZM74 264V263H73ZM75 264H76V261H75ZM145 264V263H144ZM150 264V262L148 263ZM219 264V263H217ZM253 264V263H252Z\"/></svg>",
    "mask_w": 264,
    "mask_h": 264
},
{
    "label": "water",
    "instance_id": "water-1",
    "mask_svg": "<svg viewBox=\"0 0 264 264\" xmlns=\"http://www.w3.org/2000/svg\"><path fill=\"white\" fill-rule=\"evenodd\" d=\"M194 15L200 20L212 17L207 4H204L201 12L196 9ZM21 149L11 144L0 129V193L51 187L67 196L84 184L104 182L92 167L67 170L63 160L47 168L41 167L39 162L27 161V155Z\"/></svg>",
    "mask_w": 264,
    "mask_h": 264
},
{
    "label": "snow or ice",
    "instance_id": "snow-or-ice-1",
    "mask_svg": "<svg viewBox=\"0 0 264 264\" xmlns=\"http://www.w3.org/2000/svg\"><path fill=\"white\" fill-rule=\"evenodd\" d=\"M17 139H20L19 133H17ZM39 137H32V142L28 143L24 148L21 149L22 152H28L32 150L33 144ZM29 159L33 158L31 156L28 157ZM203 259V258H202Z\"/></svg>",
    "mask_w": 264,
    "mask_h": 264
}]
</instances>
